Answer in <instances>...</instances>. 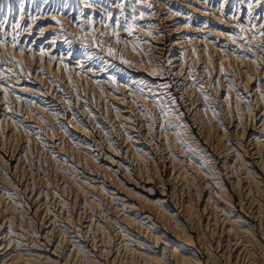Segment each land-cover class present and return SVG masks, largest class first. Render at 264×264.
I'll use <instances>...</instances> for the list:
<instances>
[{
    "label": "bare ground",
    "instance_id": "6f19581e",
    "mask_svg": "<svg viewBox=\"0 0 264 264\" xmlns=\"http://www.w3.org/2000/svg\"><path fill=\"white\" fill-rule=\"evenodd\" d=\"M62 5L33 25L27 0H0L28 15L0 60L69 87L0 80V264H264V0ZM39 129L68 158L51 173L7 148Z\"/></svg>",
    "mask_w": 264,
    "mask_h": 264
},
{
    "label": "rangeland",
    "instance_id": "374dc122",
    "mask_svg": "<svg viewBox=\"0 0 264 264\" xmlns=\"http://www.w3.org/2000/svg\"><path fill=\"white\" fill-rule=\"evenodd\" d=\"M31 1H33V0H27V7H25L27 10H26V12H29V20L31 21V23H34L33 25H35V24H37L38 23V21H39V19H38V13H42L43 12V9H40L41 7L43 8V7H45V6H47L50 10H53V9H60L61 7H63V5H62V2H64V0H39V1H37V2H32L31 3ZM28 2H29V5H28ZM5 12V13H4ZM33 14V15H32ZM5 15V16H4ZM24 16H23V18L21 19V16H20V18H18V19H16V18H13L12 16H10L9 14H6V9L3 11V15H0V31H3L4 32V34H2V35H0V42H1V38H2V36H3V41H5V42H7V43H9L8 41H10L11 40V42H14L15 40H18L17 42L18 43H22V41H20V39H21V37L23 36V34H24V32L25 33H27L26 31V29H27V27H23L21 24H22V21L23 20H25V19H27V14H23ZM27 15V16H26ZM33 16L35 17V18H33ZM11 19H10V18ZM102 20H106V18L105 17H103L102 15H100L99 16ZM3 18V19H2ZM5 18V19H4ZM20 19H21V21H20ZM37 19V20H36ZM111 19V18H110ZM15 20H17V21H15ZM8 21V22H7ZM14 21V22H13ZM4 22V23H3ZM24 22V21H23ZM2 23V24H1ZM13 23H14V25H13ZM21 23V24H20ZM16 24V25H15ZM7 25V26H6ZM3 26V27H2ZM12 26V27H11ZM17 28V29H16ZM22 28V29H21ZM26 28V29H25ZM12 30V31H11ZM34 30V29H33ZM7 31V32H6ZM23 31V32H22ZM20 33L22 34V35H20ZM7 34V35H6ZM9 34V35H8ZM8 37V38H7ZM14 37H15V39H14ZM26 36H24V38H25ZM27 38V39H26ZM25 39V45L26 46H29V47H31V48H36V46H39L38 44V42H36V40H31L29 37H26ZM105 38V39H104ZM7 39V40H6ZM64 38H62V39H60V40H63ZM24 40V39H23ZM108 41V38H107V36L106 37H103V42H106V41ZM100 41H98L96 44V49L98 48V49H101L100 48V46L99 45H102V42L100 43ZM30 44H32L31 46H30ZM40 44L41 45H43L44 44V42L42 41V42H40ZM104 45H105V43H104ZM97 46H99V47H97ZM28 47V48H29ZM64 47V45H59V44H57V46H56V51L53 53V60H52V62L53 63H55V61H57L59 58V53H58V51L60 52L61 51V49ZM93 47V46H92ZM88 50H90V48H87ZM97 49V50H98ZM255 50V49H254ZM62 51H64V50H62ZM93 51H95V50H93ZM57 55V56H56ZM11 58V57H10ZM2 58L1 60H0V80H5L6 79V76L7 77H9V75L10 74H12L11 76H13V77H16V82H21V83H24V84H31V82L33 83V81L35 80V79H40V77L42 78L43 77V83H42V89H46L45 91L44 90H42L43 91V94L45 95V96H47V98H48V100H50V99H55V98H53L54 96L55 97H57V95L59 94V93H64V95H67L66 94V92H67V90L69 89V87H67L68 85H67V83L65 82V77H63L61 74H59V75H56V74H54V70H51V69H48L47 68V66L45 67H42V65L41 66H38L37 65V63L36 64H34V65H32V64H27L26 65V63L24 62V60H21V59H17V58ZM5 59V60H4ZM9 59V60H8ZM13 59V60H12ZM19 60V61H18ZM21 60V61H20ZM8 61H10V62H8ZM3 62V63H2ZM20 62V63H19ZM3 65H2V64ZM7 63H9L8 65H7ZM25 63V64H24ZM12 65V66H11ZM26 65V66H25ZM24 66V67H23ZM38 66V67H37ZM1 67H3L4 69H2ZM9 68H10V70H9ZM38 68V69H37ZM47 68V69H46ZM3 71H2V70ZM7 69V70H6ZM5 70H6V72H5ZM27 71V72H26ZM32 71V72H31ZM50 71V72H49ZM51 71H53V72H51ZM2 72V73H1ZM4 72V73H3ZM16 72V73H15ZM3 74H5V75H3ZM31 74V75H30ZM34 74V75H33ZM2 75V76H1ZM56 75V76H55ZM28 76V77H27ZM32 76H34V77H32ZM52 76H54V77H52ZM62 76V77H61ZM5 77V79H3ZM56 77H58V78H56ZM53 78H55V79H53ZM50 80V81H49ZM27 82H29V83H27ZM51 82V83H50ZM53 82V83H52ZM64 82V83H63ZM50 84H52V86L53 87H51L50 86ZM66 86H65V85ZM55 86H57V87H55ZM64 86V87H63ZM50 89H49V88ZM66 87V88H65ZM48 88V89H47ZM59 89V91L57 90V89ZM63 90H62V89ZM57 91H56V90ZM61 90V91H60ZM48 92V94H46L47 92ZM80 92V93H79ZM82 91H81V89L78 91V94H79V97L80 98H82V99H85V95H87V93L85 92V91H83L82 93H81ZM58 93V94H57ZM57 94V95H56ZM82 96H81V95ZM52 95H53V97H52ZM84 95V96H83ZM30 97H32V95L30 96ZM52 97V98H51ZM38 98H41V99H43L44 97H43V95H39V97ZM37 98V99H38ZM33 99H34V96H33ZM36 99V98H35ZM84 101H87L86 103L88 104V107L89 108H91V107H93V105H94V102H92V100H90L93 104H91L90 103V101H88V100H84ZM44 129H39V130H36V132H32V134L31 135H29L30 137L31 136H34V137H29L28 135H26V134H24V136H23V132L22 133H20V131H18V132H16L17 133V135H15V133L10 137H8L7 138V145L9 146H7V148H15V149H17V150H24V152H26V156H25V158H26V160H27V162H28V164H30L31 166H36V164H37V162H41L42 163V170L44 171V169H45V172L46 173H51L52 171H50L52 168H51V165H50V168H49V164H51L52 162V156H55V157H61V158H63V159H68L67 158V155H66V153L61 149H58V148H50L49 147V144H48V141H49V136H50V130L49 129H46V130H44ZM49 130V131H48ZM48 133H47V132ZM34 134V135H33ZM49 135V136H48ZM16 136V137H15ZM13 137H15V138H13ZM10 138V139H9ZM20 138V139H19ZM27 138V139H26ZM37 138V139H36ZM13 139V140H12ZM19 139V140H18ZM30 139V140H29ZM30 141V142H29ZM34 141V142H33ZM29 142V143H28ZM33 143V144H32ZM43 144V145H42ZM29 145V146H28ZM34 146V147H33ZM36 146V147H35ZM26 148H27V150H26ZM34 148V149H33ZM36 148H38V149H36ZM26 150V151H25ZM31 150V151H30ZM36 150V151H35ZM43 151H45V152H43ZM105 150L103 149V152H104ZM40 152V153H39ZM52 152V153H51ZM63 152V153H62ZM61 155H60V154ZM56 154V155H55ZM63 154V155H62ZM47 155V156H46ZM40 156V157H39ZM65 156V157H64ZM99 158H98V157ZM102 155L100 154V153H97V155H96V160L97 161H99V162H102V157H101ZM49 157H50V159H49ZM30 158V159H29ZM46 158V159H45ZM98 158V159H97ZM44 161H43V160ZM47 160H51V161H48L47 162ZM35 161V162H34ZM50 162V163H49ZM40 163V164H41ZM32 164H34V165H32ZM45 165V166H44ZM47 166V167H46ZM82 168H81V167ZM48 169V170H47ZM76 169V170H75ZM88 172L87 170H86V168H84L82 165H79V166H77V165H75V168H74V171L72 170L71 171V173L73 174V175H78V174H83V175H86V173ZM70 194H68V196H69ZM92 197L94 196L96 199H98V200H104L105 198H104V195H102L103 196V199H102V196H99L98 194H90ZM97 195V196H96ZM99 196V197H98ZM68 199H70V201H72V199H74V197H73V195H70L69 196V198ZM107 200V197H106V199H105V201ZM72 203L73 202H70L69 204H70V207L72 206ZM103 203V202H102ZM73 207V206H72ZM77 208V207H76Z\"/></svg>",
    "mask_w": 264,
    "mask_h": 264
}]
</instances>
